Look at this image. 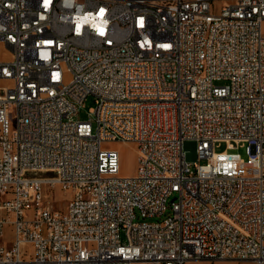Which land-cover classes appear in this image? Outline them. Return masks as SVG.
Returning <instances> with one entry per match:
<instances>
[{"label": "built area", "instance_id": "built-area-1", "mask_svg": "<svg viewBox=\"0 0 264 264\" xmlns=\"http://www.w3.org/2000/svg\"><path fill=\"white\" fill-rule=\"evenodd\" d=\"M0 44V264H264V0H0Z\"/></svg>", "mask_w": 264, "mask_h": 264}, {"label": "rangeland", "instance_id": "rangeland-1", "mask_svg": "<svg viewBox=\"0 0 264 264\" xmlns=\"http://www.w3.org/2000/svg\"><path fill=\"white\" fill-rule=\"evenodd\" d=\"M222 3L219 2L220 5ZM6 51L1 48L0 55H4ZM2 83V82H0ZM95 106L94 100L92 96L87 97L84 102L79 107V112L76 116L77 120L85 121L90 118L88 112L91 108ZM112 150H116L119 156V174L122 176H132L136 170V151L135 147L132 143H111L108 145ZM225 149V144H221L218 148V151H222ZM232 152H236L240 154L241 158L246 160L247 153L246 148L238 147L237 149L232 150ZM65 205V199H62L58 202L54 207L56 209L63 208ZM156 220V219H155ZM2 241L0 240V245ZM186 264H255L250 260H226V261H192Z\"/></svg>", "mask_w": 264, "mask_h": 264}, {"label": "crops", "instance_id": "crops-1", "mask_svg": "<svg viewBox=\"0 0 264 264\" xmlns=\"http://www.w3.org/2000/svg\"><path fill=\"white\" fill-rule=\"evenodd\" d=\"M3 48L6 53L4 55H0V62H4V61H7L9 60L10 58V55H9V52L7 49L4 48V46L2 44H0V49ZM1 82V81H0ZM1 84V83H0ZM189 263V262H188Z\"/></svg>", "mask_w": 264, "mask_h": 264}, {"label": "bare ground", "instance_id": "bare-ground-1", "mask_svg": "<svg viewBox=\"0 0 264 264\" xmlns=\"http://www.w3.org/2000/svg\"><path fill=\"white\" fill-rule=\"evenodd\" d=\"M260 122L264 123V111L260 112Z\"/></svg>", "mask_w": 264, "mask_h": 264}]
</instances>
